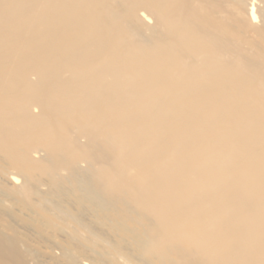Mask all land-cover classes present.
Instances as JSON below:
<instances>
[{
	"label": "bare ground",
	"instance_id": "6f19581e",
	"mask_svg": "<svg viewBox=\"0 0 264 264\" xmlns=\"http://www.w3.org/2000/svg\"><path fill=\"white\" fill-rule=\"evenodd\" d=\"M220 1L0 0V264H264V0Z\"/></svg>",
	"mask_w": 264,
	"mask_h": 264
},
{
	"label": "rangeland",
	"instance_id": "374dc122",
	"mask_svg": "<svg viewBox=\"0 0 264 264\" xmlns=\"http://www.w3.org/2000/svg\"><path fill=\"white\" fill-rule=\"evenodd\" d=\"M219 1L220 0H218V2ZM240 36H241V38L245 39L246 41H250V40H254L255 39L254 36H253V33H251L250 31H247V30L245 31V29H241Z\"/></svg>",
	"mask_w": 264,
	"mask_h": 264
}]
</instances>
